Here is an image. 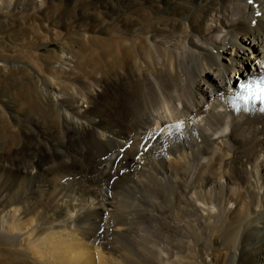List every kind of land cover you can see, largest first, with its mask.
<instances>
[{
    "label": "bare ground",
    "instance_id": "obj_1",
    "mask_svg": "<svg viewBox=\"0 0 264 264\" xmlns=\"http://www.w3.org/2000/svg\"><path fill=\"white\" fill-rule=\"evenodd\" d=\"M54 1L0 0V17L45 15ZM101 7L129 38L80 42L90 72L75 89L71 72L62 85L42 77L41 100H20L38 115L12 104L10 125L0 121V264H190L192 251L206 264H264V104L254 96L264 0ZM143 10L172 25L133 23ZM103 80L122 90L111 116L92 100L106 97Z\"/></svg>",
    "mask_w": 264,
    "mask_h": 264
},
{
    "label": "rangeland",
    "instance_id": "obj_2",
    "mask_svg": "<svg viewBox=\"0 0 264 264\" xmlns=\"http://www.w3.org/2000/svg\"><path fill=\"white\" fill-rule=\"evenodd\" d=\"M106 1L107 0H104V2L103 0H100V2L99 0H84V1L83 0H62V1L55 0L54 2L56 3L54 7L47 10L45 15H38V13H34L33 15L22 17V16H17L16 14H19V13H16L14 11L9 12L8 14L1 13L3 16L0 17V121L1 122L4 121L3 122L4 125L6 126L10 125L9 118H8L9 117L8 112L10 109L8 108V105L12 106L13 104V107L15 106L14 108L12 107L14 109V112L20 117L24 116V117L31 118L32 115L33 116L38 115L36 113L37 111L33 108L27 111L26 110L27 108L21 105L20 100H22L21 97H22V94L24 93H30V95H32L33 99L36 100V102H39L41 100L42 97L38 91V87L40 84V80H39L40 78L41 79L47 78L48 80L50 78L51 82L62 85V82L66 80L65 75L70 74L69 72H71V75L73 76L74 80L71 83L69 80L68 82L69 85L67 84V86L76 87V85H74L75 83L74 81L76 79L80 80L86 77V76L83 77V75H85L86 72L88 73V71L90 72V70L89 69L87 70L86 67L83 68L82 66H79L78 63L80 62V60L78 56H76L79 50V46L81 44L80 42L83 41V43L90 44L92 48L96 49L97 48L96 42H99L104 39L112 38V36H115V35L120 36L123 38L124 41H126V39L129 38L126 34L124 36L122 33H116V29L119 31L121 27H118L117 25H114L115 27L111 25H106L110 23H108L105 20L102 21L101 17L104 16L103 18H105V15L102 11L103 8L101 6ZM123 5L127 6L126 4H123ZM92 7L94 9L96 7L97 9L98 8L101 9V13L103 14H101L100 12H96V11H99V9L94 10ZM90 8H92L91 11L93 10L94 12L92 11L91 13ZM81 9L83 11H81ZM95 12L96 14H98L97 17H100L99 16L100 14L102 15L100 17L102 24L103 22H107V23H104V25H106V30H109V31H106L107 34L106 32L101 33L100 31L98 33V30H101L104 25H102L100 23V20L97 17H95L96 16ZM138 13L139 14H132L130 16V19L133 20V23H136L137 25H144L153 30H157V27L164 28V27H169L172 25L171 21L169 20L156 19L147 10L138 11ZM142 13L143 14L145 13V15H143ZM87 15L88 16L90 15V16L88 17ZM81 17H83V19ZM152 25L154 26V28H152L153 27ZM72 35H82V40L77 41L75 40V38L72 37ZM52 39L57 40V42H55L54 40L52 41ZM140 39H141L140 43L146 46L148 50L151 51L154 48L151 44V41L149 40L150 38L148 39L145 36H141L138 39H136V42ZM88 40L90 41V43ZM93 40L95 41L94 45L91 44ZM45 42L47 43L43 45ZM48 42H51V43H48ZM76 58L77 60H75ZM70 61H72V63ZM3 64H6V66H3ZM70 64H71V67H73L74 69H76L77 67V70L75 71L72 68V70H74L72 72L70 69L71 67H69ZM79 67L81 71L82 69L86 70V71L84 70L85 71L84 74L81 73V71L79 70ZM75 72L77 75L75 74ZM85 81L88 82L89 78L88 79L85 78ZM103 81H104V84L107 85V88H108L107 93L109 92L110 93L109 94L106 93L105 94L106 97L105 98L103 97L101 99L103 101L106 100L107 102L105 101L106 103L102 104L103 103L102 100L98 98L92 99V100H93L94 105L96 104L95 105L96 109H99V111L101 110V112H103L107 116L108 115L111 116L112 114L111 111L113 112L112 115H114L115 114L114 109H116L114 108V105L112 104L113 102L118 103L121 101L123 97V96H120V94H122L121 93L122 90L118 91L119 89L117 90L115 89V86H117L118 84H115V86H112V84L109 83L108 80H103ZM67 86H64V87H67ZM113 94L114 95L118 94V95L116 97ZM116 99H117V102H116ZM99 104L102 107H100ZM55 119L56 118H54L53 120L55 121ZM90 251L93 254L92 257L96 258L97 253H95V250L93 251L92 249ZM0 252L2 251L0 250ZM193 253H194V257H191ZM190 254H189L190 256L188 255L187 257L184 254V256L186 257L185 259H187L189 263L191 262L190 260H192L191 262L192 264H206L205 262L206 260L204 258L206 257L205 254L203 255V253L201 252L195 253V251H192ZM3 257H6V256H3L2 253H0V259H2ZM33 258L35 260L37 259L36 257H33ZM118 264H123V263L118 262Z\"/></svg>",
    "mask_w": 264,
    "mask_h": 264
},
{
    "label": "snow or ice",
    "instance_id": "obj_3",
    "mask_svg": "<svg viewBox=\"0 0 264 264\" xmlns=\"http://www.w3.org/2000/svg\"><path fill=\"white\" fill-rule=\"evenodd\" d=\"M242 91H251V86H244ZM255 99L259 100L261 104H264V79H262L258 84H256V91L254 93ZM264 111V108L261 109ZM180 127V125H177Z\"/></svg>",
    "mask_w": 264,
    "mask_h": 264
}]
</instances>
